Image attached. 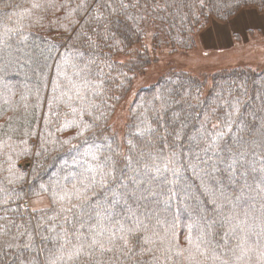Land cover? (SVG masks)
I'll list each match as a JSON object with an SVG mask.
<instances>
[{
	"label": "snow or ice",
	"instance_id": "6c2138e0",
	"mask_svg": "<svg viewBox=\"0 0 264 264\" xmlns=\"http://www.w3.org/2000/svg\"><path fill=\"white\" fill-rule=\"evenodd\" d=\"M250 6L264 17V0H229L218 32ZM27 12L62 34L0 14V76L23 77L0 86V145L36 136L32 182L14 165L0 178V264H264V82L204 96L206 81L169 76L151 100L126 101L118 128L109 122L150 63L142 38L171 44L169 58L196 49L181 0H31ZM54 122L69 135L33 130Z\"/></svg>",
	"mask_w": 264,
	"mask_h": 264
},
{
	"label": "trees",
	"instance_id": "16d2710c",
	"mask_svg": "<svg viewBox=\"0 0 264 264\" xmlns=\"http://www.w3.org/2000/svg\"><path fill=\"white\" fill-rule=\"evenodd\" d=\"M229 2V0H203V5H201L200 0H181L182 4V13L187 16V19L184 21L183 27L190 28L191 32L195 34L196 36V48L199 46V38L202 31L207 27V25L210 23V20L212 18L217 19V12L218 11H226V4ZM4 3H8L10 5L14 4L17 5V7H9L7 9L4 8ZM31 0H0V14H2L4 11H7L9 15L12 16V22L8 24L9 27H15L18 23L22 22L24 27L28 29L31 28L32 32H39L41 36L47 37L49 35L58 36L62 33L57 31L55 29V19L53 18V26L52 28H49L48 20H44L43 27L41 28L40 25L35 24L34 21L37 19V16L35 14H28L27 9L30 7ZM258 4V0H257ZM183 5H187L186 7H183ZM252 7V6H250ZM201 12L203 15H201ZM199 17V22H196V18ZM206 17H210L209 19H206ZM176 23L179 25V20L176 21ZM165 26H167V22H165ZM172 34L174 36H181V30L179 27L174 28L172 30ZM142 43H147L149 45L147 51L145 52L144 48H140V52L144 53L146 56V59L150 61V63L144 64V69L146 71L139 73L136 78L144 76L154 62H156L159 57L161 56V53L164 51L163 49H169L171 47V44H165L162 47H158L155 50H153L152 45L155 43L153 40L151 34H149L146 37L142 38ZM139 47L138 43H133L131 45V48L135 49ZM64 50H62L63 52ZM193 51L190 49L188 52ZM68 55L71 56L72 53L68 52ZM118 59L124 60L126 57L121 54L118 56ZM167 69H165L163 73V77L161 78L162 73H158L156 76V79L154 82L148 84L147 86L141 87L137 89L134 93L138 91L139 94V100L138 103L143 102L145 99L151 100L152 96H154L158 91L159 87L155 83L157 80H159V84L163 85L165 80L171 77L173 80H177L180 78H183L187 80L189 76L191 75L193 79L195 80H201L206 81L207 84L205 85L203 89V95L207 96L209 92V85L215 84H226L227 82L235 81L237 83H240L242 81H247L250 88H253V82L256 83L264 82V67L259 66L257 68H252L249 66H225V67H219L215 69L214 71L207 70L208 67H202L196 70H188L183 68L175 67L171 64H166ZM70 71V69H69ZM4 82H7L9 87L20 83L21 86H23V77L22 74L16 73L15 70H12L8 73L3 74V76H0V86ZM135 83V80L133 81L132 87ZM133 98V94L130 95V92L127 94V96L124 98V100L121 101V104L117 106L116 113L112 117V121L109 123H112L115 121V118L117 116V112L119 111V122L116 123L117 126L122 127L123 123L125 122V118L127 116V104L126 101L131 100ZM3 99H7V96L0 97V104H2ZM123 107L124 113H123ZM5 114L0 115V123H3L5 119H7V108H5ZM46 113H41L38 111L37 115H44ZM55 120V118H53ZM34 131H38L41 133V136L47 135V133L51 132L54 133L55 136H61L62 138H65L69 135L70 129H65L62 132H56L55 122L51 126L43 125L41 124L40 127L34 128ZM25 140L28 142L26 144L21 143V140L18 139L16 136H12L11 139L8 137H4V140L6 141L4 144L0 145V178L8 175V169L14 165L15 171L17 173H24L28 174V182H32L33 177L30 175L32 172L33 167L36 166V160L33 159L31 155L26 154V150L28 151H35L36 148L33 144V141L36 140V136L31 137H24ZM74 144H77V140L72 141ZM56 153L53 152L52 155H55ZM61 159H69V156L65 154L64 152L60 153ZM51 156H49L47 161H41L42 164L51 163ZM48 179L47 176H44L43 181H46ZM41 181V182H43ZM182 223H187V221L180 217V219L177 220L176 223V229L177 233L179 234L182 230ZM182 239V237H181Z\"/></svg>",
	"mask_w": 264,
	"mask_h": 264
},
{
	"label": "rangeland",
	"instance_id": "374dc122",
	"mask_svg": "<svg viewBox=\"0 0 264 264\" xmlns=\"http://www.w3.org/2000/svg\"><path fill=\"white\" fill-rule=\"evenodd\" d=\"M214 20L216 19L212 18L200 34L199 46L188 52L187 56L174 54L169 58L168 49L164 48L159 59L150 67L152 69H149L144 76L135 79L130 95L137 89L154 82L158 73L167 69L166 64L188 70L207 66V70L211 71L219 67L235 65L264 67V17L256 7H249L244 11V17L237 23L235 31L229 27L226 31L218 32ZM124 109L125 107L123 113ZM119 116L118 111L116 123L119 122Z\"/></svg>",
	"mask_w": 264,
	"mask_h": 264
}]
</instances>
